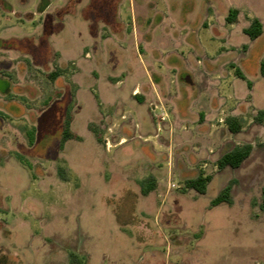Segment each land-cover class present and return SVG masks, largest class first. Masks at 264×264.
<instances>
[{
  "label": "rangeland",
  "instance_id": "1",
  "mask_svg": "<svg viewBox=\"0 0 264 264\" xmlns=\"http://www.w3.org/2000/svg\"><path fill=\"white\" fill-rule=\"evenodd\" d=\"M255 18L264 0H0V70L36 108V129L0 130L16 148L0 152V264H264ZM200 174L204 194L187 186ZM229 183L233 204L213 206Z\"/></svg>",
  "mask_w": 264,
  "mask_h": 264
},
{
  "label": "trees",
  "instance_id": "2",
  "mask_svg": "<svg viewBox=\"0 0 264 264\" xmlns=\"http://www.w3.org/2000/svg\"><path fill=\"white\" fill-rule=\"evenodd\" d=\"M238 10L232 9L230 10L226 21L228 24H234L238 20ZM264 31L263 24L259 19H253L250 25L244 29V34L248 35L251 40H256L260 36H262ZM261 73L264 76V60L261 63ZM60 72H53L50 74V77L52 80L59 77ZM236 75L241 78L245 79L242 72L238 69L236 70ZM248 87L251 88V84L248 83ZM258 121L264 120V110H260L258 112L257 116ZM225 124L227 125L228 130L236 134L241 131L242 129V123L241 121L234 117L230 116L225 120ZM67 129L64 132V139L67 140L71 137H75L72 132L69 131V123H66ZM30 144H33V139H29ZM253 151V146L251 144H244V145H237L230 149L229 151L225 152L217 161L218 168L224 169L227 167H230L232 169H237L242 166V164L251 156ZM212 177L211 176H204L203 174H200L196 179L189 180L187 182V186L189 188L195 189L201 194L206 193L208 184L211 182ZM155 187V181L151 179L150 186L147 188H144V194H148L153 188ZM232 183H229L224 189L220 191L218 196L212 201L213 206L220 205L222 203L227 204H233V198H232ZM263 197H264V189H263ZM264 207V206H263ZM72 264H84L83 261H81L76 255H71Z\"/></svg>",
  "mask_w": 264,
  "mask_h": 264
},
{
  "label": "crops",
  "instance_id": "3",
  "mask_svg": "<svg viewBox=\"0 0 264 264\" xmlns=\"http://www.w3.org/2000/svg\"><path fill=\"white\" fill-rule=\"evenodd\" d=\"M263 28H264V24H263ZM2 59H4V58H2ZM62 75L63 74L61 72L59 77L54 79L55 87L57 86V83L62 78ZM16 83L13 80H10L8 78V76H6L5 73L0 70V130L5 129L6 120H9V119L13 120L12 124H14V126H16V125H18V120H21V118L28 117V116H31L32 126L34 129H36V108L31 107V109H28L30 106H29V103L25 99V94H21L20 92L15 90L17 85H19L18 83L17 84ZM137 93L138 92L134 91L133 95L137 96ZM35 97H36V91H35ZM1 104L4 105L3 108L1 107ZM224 125L227 127L226 124H224ZM14 126H13V128H14ZM15 131L19 132V130L17 128ZM11 133H13V132H10V134H8V136H2L3 133L0 132V152L2 151V149L5 148V146H9L10 148H12L9 150V152L16 149L14 146V142H13V140H15V139H13V137L11 136ZM35 134L36 133L34 131L29 132L30 138L33 139V146H34L35 141H36ZM19 148L24 149V146L21 145ZM228 168H230V167L221 169V171H226Z\"/></svg>",
  "mask_w": 264,
  "mask_h": 264
},
{
  "label": "water",
  "instance_id": "4",
  "mask_svg": "<svg viewBox=\"0 0 264 264\" xmlns=\"http://www.w3.org/2000/svg\"><path fill=\"white\" fill-rule=\"evenodd\" d=\"M186 82H188V83L191 82L190 79H189V77L186 78Z\"/></svg>",
  "mask_w": 264,
  "mask_h": 264
}]
</instances>
